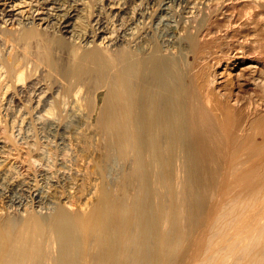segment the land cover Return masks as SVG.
Masks as SVG:
<instances>
[{
  "label": "bare ground",
  "instance_id": "obj_1",
  "mask_svg": "<svg viewBox=\"0 0 264 264\" xmlns=\"http://www.w3.org/2000/svg\"><path fill=\"white\" fill-rule=\"evenodd\" d=\"M210 1L201 39H236L220 74H254L264 0ZM159 14V0H0V264H264L263 146L239 161L213 78L191 69L217 51L181 30L184 70L186 52L150 34ZM3 111L61 149L43 192L38 133L17 143Z\"/></svg>",
  "mask_w": 264,
  "mask_h": 264
},
{
  "label": "rangeland",
  "instance_id": "obj_2",
  "mask_svg": "<svg viewBox=\"0 0 264 264\" xmlns=\"http://www.w3.org/2000/svg\"><path fill=\"white\" fill-rule=\"evenodd\" d=\"M171 1V3H169ZM210 0H159V5H160V14L153 20V21H150L149 23H148V27H149V31H150V34H153L152 36L155 38V40H157V42H159L158 44L159 45H162V46H166V45H168L169 43H171V41H172V43L174 44V46H175V48H176V51H177V54H179L182 50L181 49H183V47L185 46V42H183V38L181 37V39L179 38L181 35H182V31L181 30H183V29H186L189 33H191V34H189L191 37H196V39H194V41L196 40V43L194 42L193 44H196L195 45V48L196 49H205L206 51H209V52H211V51H213V50H211V49H214V50H216L217 51V53H218V55H216L215 53V51H213L212 53H210V58L208 57V60L206 59L204 62H202L201 64H199V66H197V68L195 67L194 68V65L193 64H190V63H192V62H190L191 61V56H189V55H191L190 53H189V51H188V53L186 52L187 50H183L182 52L183 53H185V54H187L186 56L184 55V54H180V55H182V56H185V57H183L182 58V60H184V62L182 61V60H180V58H181V56H180V58H179V61H180V64L182 65V63H183V67L185 68H183L184 70H189L190 69V67H191V69L193 68V69H196L195 71H198L199 72V77H200V80H202V81H205V79H206V77L208 76V77H210V78H208V79H211V78H213V85H211V88H210V90H211V93L212 94H210L211 96V98H210V100H211V102H214L213 103V106H212V104H211V102H210V106H212L213 108V111H215V113H216V115H217V117H219L220 119H218L219 121H221V122H223L224 123V125H225V123H226V121H227V124H226V126L225 127H227V125L229 126V127H227V128H229V131H227L228 133V135H232V136H228V140H229V142L230 141H232L233 142V147H235L236 148V152H237V154H239L238 156H239V161H244V162H242V163H248V162H246L247 160L246 159H248V158H246V154H247V157H249L248 155V153L246 152V150H245V144L246 143H248V142H253V144H252V146L254 145V143H255V146L257 145V146H259V145H261V146H263V147H261V148H263L264 149V144H261V143H264V74H262V72L264 71V51H262L263 49H261L260 50V52H259V50L257 51V52H254V53H256V55H254V56H256L255 58H254V56H253V54L254 53H251L250 51L249 52H247V53H245L244 54V56H247V58L249 59V57H250V59L253 61L252 63H254V64H256L257 66V69H256V71L254 72V74H253V72H250V70L249 69H246L247 71H245L244 69V67H245V65L243 66V65H239V64H237V66H235V67H229V68H226V71H225V77L223 78V75L222 74H220V72L222 71V69H221V67H224V65L225 64H229V63H231L232 61H233V52H234V48H232L233 46L235 47V43L234 42H236V41H234V40H236L234 37H230V35H231V32L229 33L228 32V34H226V35H222L223 33H219V34H217V39L214 41L213 40V44L215 45V46H211V44H210V41H208V45L207 44H205L204 43V40H202L201 39V37H202V35H200V34H202V32L201 31H203L205 28H206V15L207 14H205L206 13V11H207V6H208V2H209ZM188 2V3H187ZM192 2V3H191ZM211 2V1H210ZM203 3H208V4H203ZM168 4V5H167ZM186 4V5H185ZM193 4V5H192ZM190 5H192L193 7H191ZM207 5V6H206ZM168 6V7H167ZM197 7V8H196ZM200 7V8H199ZM238 7V8H237ZM239 7L241 8V6L240 5H237L236 4V11L239 9ZM171 8V9H170ZM199 8V9H198ZM204 8L206 9V11L204 10ZM162 9V10H161ZM165 9V10H164ZM169 9V10H168ZM187 10V11H186ZM162 11V12H161ZM185 11L187 12V13H185ZM191 11V12H190ZM204 11V12H203ZM235 11V12H236ZM203 12V13H202ZM171 13V14H170ZM195 13V14H194ZM170 14V15H169ZM189 14V15H188ZM197 14V15H196ZM205 14V15H204ZM162 15V16H161ZM165 15V16H164ZM183 15V16H182ZM192 15V16H191ZM167 16H169V18L167 17ZM182 16V17H181ZM199 16V17H198ZM205 16V17H204ZM161 17V18H160ZM184 17V18H183ZM188 17V18H187ZM193 17V18H192ZM166 18V19H165ZM200 18V19H199ZM205 20H204V19ZM191 21H190V20ZM204 21V23L202 24L201 22H203ZM221 20V19H220ZM220 20H217L218 22H220ZM156 21H158V22H156ZM176 21V22H175ZM179 21V22H178ZM182 21V22H181ZM190 21V22H189ZM195 22V24H194V22ZM198 21L200 22L199 24H200V26L198 27ZM164 22H165V24H164ZM175 24H174V23ZM187 22V23H186ZM192 22V23H191ZM171 23V24H170ZM178 23V24H177ZM165 26H164V25ZM169 24V25H168ZM184 26H183V25ZM191 24V25H190ZM168 25V27H166ZM188 25H189V27H188ZM197 25V26H196ZM205 25V26H204ZM174 26V27H173ZM177 26V27H176ZM203 26V27H202ZM176 27V28H175ZM181 27H182V29H181ZM184 27V28H183ZM201 27V28H200ZM173 29V30H172ZM201 31H200V30ZM203 29V30H202ZM155 30V31H154ZM179 30V31H178ZM191 30V31H190ZM195 32V33H194ZM176 33V34H175ZM180 33V34H179ZM179 34V35H178ZM194 34V35H193ZM162 35V36H161ZM176 35L177 36H179L178 38L176 37ZM220 35V36H219ZM221 35H222V39L221 40H223L224 42H222V41H220V40H218V38L219 37H221ZM171 36V37H170ZM227 36V37H226ZM228 36H229V38H228ZM159 37V38H158ZM226 37V38H225ZM162 38H164V39H162ZM231 38V39H230ZM234 38V39H233ZM176 39V40H175ZM180 41H179V40ZM199 41H198V40ZM220 39V38H219ZM225 39V40H224ZM232 39H233V41H232ZM166 40V41H165ZM177 41L176 43L174 42V41ZM182 40V41H181ZM231 40V41H230ZM199 43H198V42ZM216 41H218V42H220L221 44L222 43H224V44H226V46L224 45V44H222V45H220V43H218V42H216ZM227 43H226V42ZM215 42V43H214ZM161 43V44H160ZM200 43H202V45L203 46H199V45H201ZM218 43V44H217ZM231 44V46L229 45H227V44ZM234 43V44H233ZM204 44H205V46H204ZM212 44V45H213ZM217 44V45H216ZM181 45V46H180ZM223 45H224V47H223ZM176 46H178V48H180V51L177 49V47ZM180 46V47H179ZM183 46V47H182ZM206 46L208 47L207 49H206ZM211 46V48H209ZM221 46H222V48H221ZM202 47V48H201ZM215 47V48H214ZM218 47V48H217ZM228 47V48H227ZM194 48V49H195ZM217 48V49H216ZM219 48H221V49H219ZM232 50H231V49ZM186 49H187V45H186ZM210 49V50H209ZM228 49V50H227ZM225 50V51H224ZM227 51V52H226ZM233 51V52H232ZM223 52V53H222ZM213 53L215 54L214 56H212L213 55ZM258 53V54H257ZM263 55H262V54ZM189 54V55H188ZM221 54V55H220ZM229 54V55H228ZM247 54V55H246ZM225 57H224V56ZM261 57H260V56ZM179 56V55H178ZM177 56V57H178ZM188 56V57H187ZM216 56V57H215ZM252 57V58H251ZM186 58H188L187 60H186ZM261 58V59H260ZM214 59V60H213ZM227 61H226V60ZM228 59H231L230 61L228 60ZM219 60V61H218ZM225 60V61H224ZM185 61H186V64H185ZM215 61H218V62H222V63H218V62H215ZM182 62V63H181ZM189 62V63H188ZM189 65H188V64ZM216 63H217V66H216ZM221 64V65H220ZM248 64L249 63H247L246 64V66H248ZM187 68H186V67ZM243 66V67H242ZM200 67V68H199ZM201 67H202V69H201ZM189 68V69H188ZM242 68H244V69H242ZM259 68H260V70H262L261 72H259ZM199 69V70H198ZM213 70V71H212ZM221 70V71H220ZM239 70V71H238ZM244 70V71H243ZM204 71V73H202ZM227 71H228V73L231 75H228V73H227ZM248 71H249V74H248ZM207 72V73H206ZM206 73V74H205ZM215 73V74H214ZM219 73V74H218ZM244 73H246V74H244ZM264 73V72H263ZM203 74H204V76H203ZM209 74V75H208ZM213 76L214 75V77H212L211 75ZM237 74V75H236ZM252 74V75H251ZM228 75V76H227ZM233 75V76H232ZM263 75V76H262ZM226 76H227V79H226ZM236 76H237V78H236ZM261 76V77H260ZM220 77V78H219ZM229 77V78H228ZM245 77V78H244ZM259 77V78H258ZM202 78V79H201ZM205 78V79H204ZM215 78V79H214ZM240 78V79H239ZM256 78H258V84H257V79ZM262 78V79H261ZM204 79V80H203ZM207 80V79H206ZM215 80H216V82H215ZM234 82H233V81ZM219 81V82H218ZM249 81H251V83L249 82ZM227 82H230V83H227ZM233 82V83H232ZM246 82V83H245ZM216 83V84H215ZM239 83V84H238ZM243 83V84H242ZM256 83V84H255ZM221 84V85H220ZM228 84V85H227ZM241 84V85H240ZM225 85H227V86H225ZM232 85V86H231ZM229 86H231V87H229ZM236 86V87H235ZM227 88V89H226ZM233 88V89H232ZM241 88V89H240ZM254 88H256V89H254ZM219 89V90H218ZM212 90H213V92H212ZM217 90V91H216ZM221 90V91H220ZM243 90V91H242ZM221 93H220V92ZM223 91V92H222ZM230 91V92H229ZM254 91L256 92V93H254ZM257 91H259V92H257ZM215 92H218V93H216L217 95H215ZM226 94H225V93ZM263 92V93H262ZM229 93H230V95H229ZM234 93V94H233ZM257 94V95H254V94ZM221 94H223V95H221ZM251 94V95H250ZM215 95V96H214ZM220 95V97H218ZM249 97H248V96ZM213 96V97H212ZM229 98H227V97ZM257 96H259V97H261V98H259V97H257ZM218 97V98H217ZM215 98V99H214ZM221 98V99H220ZM225 98V99H224ZM227 98V99H226ZM235 98V99H234ZM237 98H238V100H237ZM246 98V99H245ZM232 99V100H231ZM242 99V100H241ZM214 100V101H213ZM217 100V101H216ZM253 100V101H252ZM261 100V101H260ZM219 101V102H218ZM226 101V102H225ZM240 101H241V103H240ZM245 101V102H244ZM218 102V103H217ZM223 102H225V103H223ZM237 102V103H236ZM258 102V103H257ZM223 103V104H222ZM230 103V104H229ZM231 103H233V104H231ZM251 103V104H250ZM236 104V105H235ZM238 104H239V106H238ZM241 104H242V106H241ZM261 104V105H260ZM12 105V106H11ZM10 106V108L11 109H13V104H11ZM220 105V106H219ZM222 105V106H221ZM231 105V106H230ZM252 105V107H250ZM257 105V106H256ZM217 106V107H216ZM219 106V107H218ZM228 106V107H227ZM249 108V110L246 108ZM231 107V108H230ZM240 107V108H239ZM242 107V108H241ZM244 107V108H243ZM254 107V108H253ZM220 108H222V109H220ZM229 108H230V110H229ZM239 108V109H238ZM231 109H232V111H231ZM222 110V111H221ZM226 112H225V111ZM247 110V111H246ZM219 113H218V112ZM223 111H224V113H223ZM227 111L229 112V113H227ZM230 112H232L231 114H230ZM3 114H2V119H3V122L6 124V126H7V128L10 130V132H11V134L14 136H12L13 138H16L15 139V141L17 140V143L18 142H20L19 144H23L25 141H33V139H34V137H35V134H37L39 131H42V129H35L33 126H32V124H24V123H22V125H21V123H14L13 125H11V121H10V118L11 117H9L8 115L6 116V114H5V112L3 111L2 112ZM222 113V114H221ZM226 113V114H225ZM5 114V115H4ZM227 114L229 115V116H231V117H229L228 119H227ZM225 115H226V117H225ZM6 116V117H5ZM223 117V118H222ZM233 117V118H232ZM231 118V119H230ZM7 119V120H6ZM12 119V118H11ZM222 119H224V120H222ZM225 119H226V121H225ZM228 120H230V121H228ZM9 121V122H8ZM225 121V122H224ZM8 122V123H7ZM233 124H232V123ZM21 125V126H20ZM26 125V126H25ZM232 125V126H231ZM13 126V127H12ZM19 127H20V129H19ZM32 127V128H31ZM230 127H232V128H230ZM35 129V132L36 133H34V129ZM234 128H236L235 130H232V129H234ZM241 128V129H240ZM243 129V130H242ZM16 130V131H15ZM19 130V131H18ZM29 130V131H28ZM226 130H228V129H226ZM232 130V131H231ZM238 130V131H237ZM242 130V131H241ZM18 132V133H17ZM32 132V133H31ZM231 132V133H230ZM236 132V133H235ZM245 134H244V133ZM17 133V134H16ZM41 133V135L43 134V132H40ZM40 133H38L39 135H40ZM33 134H34V136H33ZM38 134L36 135V137L35 138H38V139H34V141L36 140V141H38V144H40L41 145V147H40V145H38V147H40L41 149H39L40 151L38 152V154L37 155H39V156H37V159H39V160H37L38 161V165L36 166V168H35V171H34V173H33V177H32V181H31V184H35V185H37L36 187H37V190H38V192H43L44 191V186H45V183H46V178H47V176H48V173H49V171L51 172H54V170L56 171V169H59V167L61 166V154H62V152H61V149L59 150V148L60 147H58V146H56L55 147V145L53 144V143H50L51 141H49V139L48 138H44L43 137V135L41 136L40 135V137L38 136ZM235 134V135H234ZM238 135H239V137H238ZM248 135V136H247ZM246 138H245V137ZM232 137H235V138H232ZM253 137V140L251 139ZM33 138V139H32ZM250 138V139H249ZM47 139H48V143L46 142L45 143V141H47ZM240 139V140H239ZM243 139V140H242ZM25 140V141H24ZM236 142H235V141ZM255 140V141H254ZM23 141V142H22ZM35 141V142H36ZM44 141V142H43ZM239 141H240V144H239ZM234 142H235V144H234ZM48 144V145H47ZM244 144V145H243ZM238 145H239V147H238ZM243 145V146H242ZM49 146V147H48ZM50 147H51V149H50ZM53 147V148H52ZM244 147V148H243ZM55 148V149H54ZM234 148V149H235ZM242 148V149H241ZM43 149V150H42ZM58 149V150H57ZM263 149H261V151L263 152V154H264V150ZM45 150V151H44ZM47 150V151H46ZM51 150V151H50ZM53 150V151H52ZM242 150V151H241ZM245 150V151H244ZM57 151H58V153H57ZM45 152L47 153V154H45ZM40 153V154H39ZM43 153V154H42ZM55 153V154H54ZM59 154V155H58ZM244 156H243V155ZM44 155V156H43ZM49 155V156H48ZM46 156V157H45ZM48 156V157H47ZM243 156V157H242ZM39 157V158H38ZM41 157V158H40ZM43 157V158H42ZM59 157V158H58ZM51 158V159H50ZM41 159H42V161H41ZM47 159H49L48 161H46ZM53 159V160H52ZM55 159V160H54ZM58 159H59V161H60V164H58L59 162H58ZM41 161V162H40ZM50 161V162H49ZM54 162V163H52V162ZM40 162V163H39ZM58 162V163H57ZM51 163L53 164V165H51ZM242 163H240V162H238V165H237V167L239 166V164H240V166H241V164ZM59 166H58V165ZM243 165V164H242ZM58 166V168H56ZM240 166H239V168H240ZM48 167H50V168H48ZM53 169H52V168ZM44 168H46L45 170H44ZM61 168V167H60ZM40 169V170H39ZM44 170V171H43ZM41 172H43V173H41ZM35 176V177H34ZM41 187V189H40V187ZM44 187V188H43ZM42 190V191H41ZM30 195H31V197H30ZM214 197V196H213ZM25 198H26V200L30 203V204H28V205H30L31 207V209H36V206H37V203H36V201H35V199H34V197H33V195L30 193V194H26L25 195ZM35 207V208H34Z\"/></svg>",
  "mask_w": 264,
  "mask_h": 264
}]
</instances>
